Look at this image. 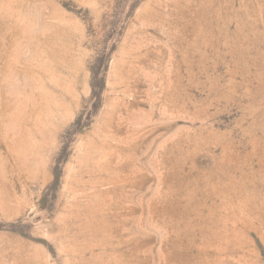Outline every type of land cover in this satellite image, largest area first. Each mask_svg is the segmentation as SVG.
<instances>
[{
    "label": "rangeland",
    "instance_id": "1",
    "mask_svg": "<svg viewBox=\"0 0 264 264\" xmlns=\"http://www.w3.org/2000/svg\"><path fill=\"white\" fill-rule=\"evenodd\" d=\"M0 264H264V0H0Z\"/></svg>",
    "mask_w": 264,
    "mask_h": 264
}]
</instances>
